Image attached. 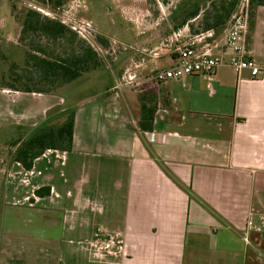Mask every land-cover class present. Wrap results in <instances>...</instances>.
<instances>
[{
    "label": "crops",
    "instance_id": "crops-1",
    "mask_svg": "<svg viewBox=\"0 0 264 264\" xmlns=\"http://www.w3.org/2000/svg\"><path fill=\"white\" fill-rule=\"evenodd\" d=\"M16 24L0 0V37ZM250 34L257 77L224 65L147 84L171 53L140 62L144 86L125 85L118 105L112 69L81 75L73 96L0 89L1 128L33 129L68 101L75 113L71 149L29 170L0 154V264H264V5ZM144 91L158 96L152 131Z\"/></svg>",
    "mask_w": 264,
    "mask_h": 264
},
{
    "label": "rangeland",
    "instance_id": "rangeland-1",
    "mask_svg": "<svg viewBox=\"0 0 264 264\" xmlns=\"http://www.w3.org/2000/svg\"><path fill=\"white\" fill-rule=\"evenodd\" d=\"M40 4L57 14L59 18L68 20V24L75 26L76 30L69 27L77 32L79 37L99 54L101 64L96 69L84 72L82 74L84 77H89L92 73L96 75L95 73L100 69H112L115 74L118 73L117 82L114 83V89L110 92L116 97V100L118 99L116 101L118 105L121 101L122 88L125 85H132L137 90L143 85L140 84L139 80H136L137 76L134 74L143 65L140 62L155 57L154 59L165 64L168 56L174 53L175 46L182 44L187 37L193 34L190 27L183 24L186 17L198 5L202 8L209 5V1L49 0ZM11 5L17 24L13 27L12 25L9 26L8 39L0 37V84L12 81L10 75L12 63L21 66L26 65V50L32 49V45H43L49 54L62 53L64 50L71 49L66 42L49 41L46 38L37 35L32 36L31 34L27 36V40L22 41L20 39L21 29L26 12L29 9L28 2L27 0H11ZM201 19L202 17L190 21L194 26V30L202 29ZM86 22L90 26L80 33V27H87L84 25ZM222 30L217 32L218 38L221 37ZM178 33H180L179 36ZM249 35L250 30L247 37ZM130 74L135 75L133 80L129 79ZM153 75L154 73H152L147 84H154ZM90 82L86 78L85 81L83 80V84L81 82V86H89ZM75 91H78V78L70 83L60 84L50 92H62L68 94V96H73ZM69 102L66 103L64 111L57 112L56 116H53L55 118L50 117L47 119V126H60L63 117L58 115L63 114L67 119L69 113L73 111V107L70 106ZM42 123L40 122L33 129L30 127L25 131L23 128L20 130L15 129L10 124L0 127V145L2 144L0 154L13 160L15 146L11 142L21 136L25 138ZM23 131L24 133H22Z\"/></svg>",
    "mask_w": 264,
    "mask_h": 264
},
{
    "label": "trees",
    "instance_id": "trees-1",
    "mask_svg": "<svg viewBox=\"0 0 264 264\" xmlns=\"http://www.w3.org/2000/svg\"><path fill=\"white\" fill-rule=\"evenodd\" d=\"M208 1L209 5L203 8L198 5L193 9L183 23L190 27L193 34L209 29L220 32L236 9L239 0ZM259 5H264V0H250V31L253 29L255 11ZM200 17H202V29L194 30L190 21ZM29 34L46 38L49 41L66 42L71 49L64 50L62 53L49 54L43 45H32V49L26 50V65L12 63L10 66L12 81L0 84V88L48 93L60 84L70 83L84 72L96 69L101 64L97 51L80 38L77 32L60 20L46 16L32 8L26 12L20 39L27 40ZM139 100L141 112L139 126L144 131H152L158 107V96L154 92L144 91L140 93ZM46 124L47 120L25 138L21 136L11 142L15 146L13 160L20 162L28 170L33 167L35 159L47 150H69L73 146L74 111H71L65 122L58 127H50ZM50 192L51 188L44 186L37 189L35 194L45 196Z\"/></svg>",
    "mask_w": 264,
    "mask_h": 264
},
{
    "label": "built area",
    "instance_id": "built-area-1",
    "mask_svg": "<svg viewBox=\"0 0 264 264\" xmlns=\"http://www.w3.org/2000/svg\"><path fill=\"white\" fill-rule=\"evenodd\" d=\"M48 1L27 0L29 8L58 19L57 14L40 4ZM58 20L76 30L75 26L68 24V20L61 18ZM84 25L87 27H80V33L90 26L88 22ZM249 25L250 0H239L236 9L223 27L221 37L218 38L215 29L190 35L182 44L175 46L173 50L177 53L175 63L170 67L155 70L154 81L163 83L193 74L211 75L224 65L231 67L238 74L247 69L253 77L259 76L262 70L251 56L247 45ZM200 43H203V46L200 47ZM134 77V74L129 75L130 80Z\"/></svg>",
    "mask_w": 264,
    "mask_h": 264
}]
</instances>
